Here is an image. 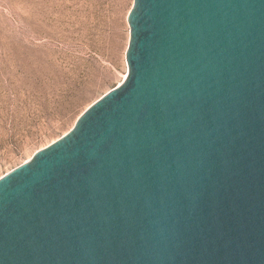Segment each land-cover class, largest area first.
Instances as JSON below:
<instances>
[{
  "label": "water",
  "instance_id": "water-1",
  "mask_svg": "<svg viewBox=\"0 0 264 264\" xmlns=\"http://www.w3.org/2000/svg\"><path fill=\"white\" fill-rule=\"evenodd\" d=\"M127 74L0 177V264H264V0H133Z\"/></svg>",
  "mask_w": 264,
  "mask_h": 264
},
{
  "label": "rangeland",
  "instance_id": "rangeland-1",
  "mask_svg": "<svg viewBox=\"0 0 264 264\" xmlns=\"http://www.w3.org/2000/svg\"><path fill=\"white\" fill-rule=\"evenodd\" d=\"M133 0H0V177L125 79Z\"/></svg>",
  "mask_w": 264,
  "mask_h": 264
}]
</instances>
